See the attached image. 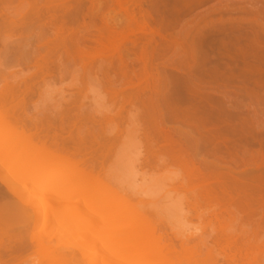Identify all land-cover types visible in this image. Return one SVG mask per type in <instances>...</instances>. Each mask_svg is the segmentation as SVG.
I'll use <instances>...</instances> for the list:
<instances>
[{
    "label": "rangeland",
    "instance_id": "1",
    "mask_svg": "<svg viewBox=\"0 0 264 264\" xmlns=\"http://www.w3.org/2000/svg\"><path fill=\"white\" fill-rule=\"evenodd\" d=\"M160 1L123 0L119 9L114 0H0V92L7 103L14 105L12 116L37 138L48 134L80 142L78 152L68 148L73 156L58 161L60 178L70 176V166L80 161L81 167L102 184L89 183L101 190L90 199L82 191L74 197H59L13 173V168L30 156L29 151L19 145L10 150L0 147V207L6 204L0 211V231L35 234L44 241V249L31 247L23 254L22 264H50L49 248L64 251L71 257V264H128L126 246L114 242L111 224L113 213L118 210L124 216L127 204L177 250L188 246L204 264H227L213 250L220 232L212 215L218 213L227 219V212L234 211L229 204L243 197L237 190L245 179L242 173L253 170L263 174L264 164L254 157L249 165L239 166L237 173L209 181L208 187L219 202L227 193L228 205L220 202L223 208L207 207V202L199 198L194 205L195 194L201 190L188 195L167 194L188 181L168 154L174 145L171 133L180 127L185 132L186 126L173 122L161 105L165 93L162 84L168 79L169 63L176 61V54H169L166 73L160 65L147 68L149 82L141 92L137 89L141 63L120 72L117 57H106L100 63L86 60L97 36L111 37L130 18L142 24ZM234 1L237 5L230 9L240 12H251L264 4V0ZM229 15L234 17V13ZM193 17H186L181 24L190 23ZM253 19L252 24L264 23V17ZM146 33L129 38L121 55L123 61L129 64L140 51L148 54L161 41ZM115 90L120 92L117 97L113 95ZM233 90L229 87L224 94ZM130 101L137 108L133 117L127 113ZM150 101L155 114L160 110L161 119L152 120L147 114ZM183 123L187 125L188 121ZM11 132L0 129V140L13 136ZM200 157L211 167L233 169L232 160L210 146L207 154L200 151L194 160ZM161 164L170 172H163ZM261 187L264 189V182ZM111 191L124 201H111ZM246 198L255 212L249 217L239 212L225 235L240 245L246 240L262 245L264 210L259 206L264 193H248ZM89 207L102 216L77 218L79 211ZM62 216L65 219H60ZM256 264H264V251Z\"/></svg>",
    "mask_w": 264,
    "mask_h": 264
},
{
    "label": "bare ground",
    "instance_id": "2",
    "mask_svg": "<svg viewBox=\"0 0 264 264\" xmlns=\"http://www.w3.org/2000/svg\"><path fill=\"white\" fill-rule=\"evenodd\" d=\"M122 2L114 0V6L120 9ZM236 3L234 0H161L152 9L149 19L142 24L130 18L111 37L97 36L96 46L86 57L87 61L99 63L106 57H117L120 72L133 69L135 63H141L143 67L138 76L141 83L137 86L141 92L149 82L147 68L156 66L157 69V65H160L166 73L169 54H176V61L169 63L168 79L165 78L162 84L165 93L161 95V105L172 116L173 122L186 126L185 132L180 127L171 133L174 145L169 148L168 154L178 170L183 172L182 178L188 181L179 184V190L177 187L169 189L167 194L188 195L201 190L195 194L198 196L194 199V205L198 204L199 198L207 202V207L217 209L219 206L223 208L220 202H225L228 195L226 193L225 198L219 202V198L208 187L210 180L218 181L237 173L239 166L249 165L254 157H258L264 164V23L258 21L252 24L255 21L253 18L264 17V4L251 12H240L230 9ZM233 13L234 17H231L229 14ZM188 16H194L192 21L181 24ZM146 31L160 37L161 41L151 47L148 54L146 50L140 51L138 58L129 64L123 61L121 55L126 50L124 47L129 38L144 35ZM229 87L234 90L224 94ZM119 93L115 90L113 95L117 97ZM243 100L247 102L243 103ZM10 104L1 91L0 129L5 127L12 131L13 136L3 137L0 147L10 150L19 145L30 154L13 168V173L24 180H31L37 189L54 192L62 198L77 196L82 191L90 199L91 195L101 191L96 189L97 186L92 188L89 184L94 181L95 185H102L81 167L80 161L70 166V176L60 178L58 161L73 156L68 154V148L78 152L79 141L48 134L42 139L37 138L19 126L12 116L14 105ZM152 105L153 101H150L147 114L152 120L161 119L160 110L155 114ZM127 106V113L133 117L137 110L134 102L130 101ZM185 120L188 121L187 125L183 123ZM209 146L213 151L231 159L233 169L211 167L203 157L194 160L200 151L207 154ZM162 156L159 155V161L163 164ZM162 164L161 170L170 172ZM249 172L242 173L245 179L237 187L243 197L229 204L234 211L227 212V219L218 213L212 215L220 232L217 240L214 239L213 250H217V255L227 264H256L258 256L264 251L263 243L258 245L246 240L240 245L225 235L239 212L246 214V217L255 212L246 198L247 194L264 193L261 187L264 173L256 174L253 170ZM73 177L78 180L73 181ZM190 179H195L197 183ZM140 180L144 182L145 178L141 177ZM109 199L113 202L124 201L115 191L110 192ZM226 202L224 204L228 205ZM5 206L2 203L0 211ZM259 207L264 210V201ZM125 209L124 216L118 210L113 213L111 224L114 242L117 246H126L128 264H204V260L194 256L191 247L182 245L177 250L169 240L156 233L150 221L138 214L132 206L127 204ZM76 216L95 218L102 214L89 207L79 211ZM60 219L65 218L62 216ZM31 247L44 249V241L35 234H10L3 229L0 231V264H22L23 254ZM47 250L50 264H71V257L64 251Z\"/></svg>",
    "mask_w": 264,
    "mask_h": 264
}]
</instances>
